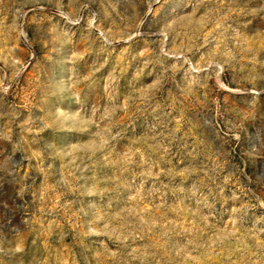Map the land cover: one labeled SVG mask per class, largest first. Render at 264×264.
Here are the masks:
<instances>
[{"label": "rangeland", "instance_id": "374dc122", "mask_svg": "<svg viewBox=\"0 0 264 264\" xmlns=\"http://www.w3.org/2000/svg\"><path fill=\"white\" fill-rule=\"evenodd\" d=\"M0 264H264V0H0Z\"/></svg>", "mask_w": 264, "mask_h": 264}]
</instances>
